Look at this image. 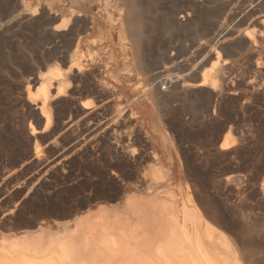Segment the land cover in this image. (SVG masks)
Here are the masks:
<instances>
[{"label":"rangeland","instance_id":"obj_1","mask_svg":"<svg viewBox=\"0 0 264 264\" xmlns=\"http://www.w3.org/2000/svg\"><path fill=\"white\" fill-rule=\"evenodd\" d=\"M38 1L22 11L20 0H0V246L49 250L53 239L81 236L76 216L97 207L119 231L123 199L129 192L156 198L162 188L151 172L165 166L264 263V0H209L196 13L197 31L174 27L185 0H95L89 18L74 17L61 37L54 26L83 5ZM78 37L85 70L52 101L53 124L43 130L40 101L30 102L29 91L48 68L67 67ZM217 51L212 85L182 97L158 89L152 104L143 96L165 77L200 80ZM86 100L96 105L84 108ZM226 133L233 144L224 150Z\"/></svg>","mask_w":264,"mask_h":264},{"label":"bare ground","instance_id":"obj_2","mask_svg":"<svg viewBox=\"0 0 264 264\" xmlns=\"http://www.w3.org/2000/svg\"><path fill=\"white\" fill-rule=\"evenodd\" d=\"M72 1L75 4L79 5L82 4L84 1H88V0H72ZM90 1L93 2L95 0H90ZM112 1L117 6H119V0H112ZM185 1L186 4L182 6V8L180 9L182 13L180 14L179 12L181 16L179 18H175L174 20L173 23L175 25L174 27L192 26L197 31L198 27H200L201 24L197 20L198 15H196V13L198 11V8L204 6V4L209 2V0H185ZM109 2L110 1H108V3ZM27 9L28 7L24 6L23 10L26 11ZM103 10L105 11V9ZM39 12L40 11L38 10V6H36L33 8L30 14L34 18L38 16ZM106 12H103V15L106 18L111 19V16L109 15L110 13L108 14ZM72 13H74V11ZM17 14L20 15L19 13ZM73 15L74 14H71V16L69 15L67 17L65 16L66 19L63 18L64 19V20L62 19L63 21L61 22L59 21L60 23L55 25L53 31L55 33H58V31L60 32L61 30H66L70 25V22H72L71 20L74 18ZM97 18H98L97 16H94V19ZM112 20L117 21L118 19H112ZM92 23H93V19H92ZM262 23H264V19L262 20ZM120 36L123 38L124 41L128 39L127 30L122 26H120ZM245 37L250 40L252 39V36L247 33L245 34ZM76 41H77L75 45L76 48L75 50L73 49L74 52H72V54L70 53L71 60L67 65V67L60 68L57 64L48 68L46 72L43 73L41 72L42 74H40L39 76L40 79L42 80L40 82V85L37 87L34 93L29 91L30 102L35 104L37 101H40V104L38 105V109L40 111V116L43 118V130H47L53 124L54 111L52 110L51 107V105H53L52 101L59 97L61 98V96H65L67 94L68 89L72 86L71 79H74L73 75L75 71L81 74V72L85 70V66L83 64L84 61L83 58L85 57V55L80 48L79 39ZM173 51L172 53H174ZM172 55L174 54H171V56ZM169 57L170 56H168V58ZM175 59H176L175 57L174 58L170 57V60L169 59L168 60L170 62H173ZM219 59H220V54L217 51L215 59L211 61V65L206 68L203 67L204 69L201 73L202 77L200 80L198 79L183 80V79H179V77L177 78L165 77L160 80L161 81L159 82L160 85L157 84L158 87L151 84L146 85L144 87V90L142 91L143 96L148 101L153 100L154 96L158 91L166 90L168 97H172L174 95L176 97L181 95H187L191 88H196V87L204 88L210 86V84L212 85L214 83V80L217 77L214 75L211 76L210 73L218 69L220 64ZM104 64L107 68L108 65L105 61ZM107 72L112 78H115V76L110 70H107ZM209 75L211 77H209ZM54 82L55 84H53ZM53 88L54 91L52 92ZM211 88L213 89L214 87ZM72 93H74V89ZM164 93L165 92H162V94ZM209 96L210 98H212L215 97V94H209ZM94 104L89 100L82 101V106L84 108H91L94 106ZM131 113H132V117L136 116V113L133 112V110ZM31 129H32V134H34L36 129L34 128V126ZM164 135L168 137L167 133L165 132ZM232 144H233V137L230 136V134L226 133V136L223 142L221 143L220 147L225 150L230 146H232ZM151 175H152L151 181L153 182V184L155 186L158 185V187L160 186L162 188V190H160V194L156 196V198L154 197L144 198L141 195H137L136 193L129 192L126 195L125 199H123V201L121 202L122 208L124 209V218H120L121 225L119 224L120 225L119 231L117 230L118 227L116 228L115 224L112 225L114 222L111 223L109 216L107 215L106 212L103 211V209L99 207L95 209L92 208L87 212L85 213L83 212V214L76 216L74 220L76 222L77 228L79 229L78 231L79 232L81 231L80 234L81 236H79L80 238L79 237L70 238L68 237L69 235L68 236L66 235L67 236L66 237L67 239L65 238L66 240L63 238V236H62L63 240H61L59 237H57L59 238V240L58 239L54 240L52 238L53 240H51V243L52 241L53 243L52 244L50 243L51 246L49 250L46 251L45 250L42 251L41 249H39L40 246L39 248H37L38 246L33 247V245H37L34 243L32 244L31 247L29 244H25V245L21 244V246L9 245L10 248L8 247L3 248V246H5L4 243V245H1L2 248L0 246V264H264L263 261L254 257L255 256L253 252L254 250H252L250 247L246 246L245 244L241 243L232 234L233 231L229 232L219 222L222 219L218 221L214 216H212L208 212V210H206V208H204V206L201 204V202L195 195L194 193L195 191L192 189L189 183L178 184L171 168H166L165 166L159 168L156 167L152 170ZM235 215L236 216L239 215V212L238 214ZM137 218L138 220L139 219L140 220L137 221L136 220ZM119 221L120 220H118V222ZM51 227H55V226H51ZM53 230L56 231L55 228ZM76 235L78 236L79 233H77ZM27 241L29 242V240ZM0 243L3 244L2 241H0Z\"/></svg>","mask_w":264,"mask_h":264},{"label":"crops","instance_id":"obj_3","mask_svg":"<svg viewBox=\"0 0 264 264\" xmlns=\"http://www.w3.org/2000/svg\"><path fill=\"white\" fill-rule=\"evenodd\" d=\"M39 1L38 0H20V4H21V10L23 11V8H24V6H29V4L28 3H31L30 4V6L31 7H33V6H35L37 3H38ZM88 2H90V0H88V1H84L82 4H80V5H83V7H82V11H80V10H77L79 13H78V17L76 16V14H74L73 15V17H77L78 19H80V20H83V21H86L88 18H89V13H88V10L86 9V6H88ZM23 5V6H22ZM20 10V11H21ZM73 20V19H72ZM61 22V21H60ZM59 22V23H60ZM55 27V26H54ZM54 29V28H53ZM66 30H69V26H68V28L66 29ZM66 30H61L60 32L58 31V35H60V34H62V33H64ZM64 31V32H63ZM79 39V37L77 38V40ZM77 42V41H76Z\"/></svg>","mask_w":264,"mask_h":264},{"label":"water","instance_id":"obj_4","mask_svg":"<svg viewBox=\"0 0 264 264\" xmlns=\"http://www.w3.org/2000/svg\"><path fill=\"white\" fill-rule=\"evenodd\" d=\"M42 128H43V125H42Z\"/></svg>","mask_w":264,"mask_h":264}]
</instances>
